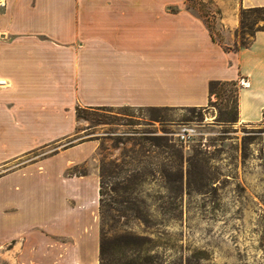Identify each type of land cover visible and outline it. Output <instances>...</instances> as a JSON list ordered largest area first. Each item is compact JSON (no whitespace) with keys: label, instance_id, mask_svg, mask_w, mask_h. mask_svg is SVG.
I'll list each match as a JSON object with an SVG mask.
<instances>
[{"label":"crops","instance_id":"0c3cea01","mask_svg":"<svg viewBox=\"0 0 264 264\" xmlns=\"http://www.w3.org/2000/svg\"><path fill=\"white\" fill-rule=\"evenodd\" d=\"M187 3L4 0L0 264H102L101 139L63 145L79 134L78 109H203L211 82L244 81L239 122L264 120V27L249 47L226 48ZM221 27L233 42L239 10Z\"/></svg>","mask_w":264,"mask_h":264},{"label":"rangeland","instance_id":"374dc122","mask_svg":"<svg viewBox=\"0 0 264 264\" xmlns=\"http://www.w3.org/2000/svg\"><path fill=\"white\" fill-rule=\"evenodd\" d=\"M239 5L187 3L215 40L233 50L250 45L264 27L263 12L244 15ZM234 8L240 27L228 43L221 24ZM241 86L218 88L203 109L82 111L79 134L63 145L101 139L92 165L103 185L102 262L264 264V120L239 122ZM185 124L198 132L190 145L176 138Z\"/></svg>","mask_w":264,"mask_h":264},{"label":"trees","instance_id":"16d2710c","mask_svg":"<svg viewBox=\"0 0 264 264\" xmlns=\"http://www.w3.org/2000/svg\"><path fill=\"white\" fill-rule=\"evenodd\" d=\"M259 12H263V13H264V8L244 9L242 14L245 15V14H249V13H259ZM245 28H246V27L242 25L241 30L244 31ZM210 32H211V31H210ZM211 34H212V37H213L214 41H216L212 32H211ZM254 35H255V34H254ZM247 47H249V45H247V46L244 45V48H247ZM227 84H232V85H234V86L237 85L236 82H211L210 85H209L210 96H218L217 89L220 88V87H223L224 85H227ZM98 110H101V109H98ZM82 111H83V109H78V110H77V114H78V117H79V118L81 117ZM84 111H85V110H84ZM87 111H88V110H87ZM94 111H97V110H94ZM79 169H80V168H76V169H74V170H71V171L69 172V175H79V174H84V173H80V172L78 171ZM102 189H103V185H102ZM102 189H101V196H102V199H103ZM102 199H101V204H102V202H103ZM201 255H205V254L202 253ZM101 262H102V261H101ZM102 264H106V263L102 262ZM146 264H161V263H152V262H148V263H146ZM190 264H192V263H190ZM195 264H201V263H200V262H196Z\"/></svg>","mask_w":264,"mask_h":264},{"label":"built area","instance_id":"2783aa9c","mask_svg":"<svg viewBox=\"0 0 264 264\" xmlns=\"http://www.w3.org/2000/svg\"><path fill=\"white\" fill-rule=\"evenodd\" d=\"M4 6V0H0V7ZM242 86H245V82L243 81ZM197 130L195 127L185 124L180 130L176 133V138L179 143L184 145H190L195 142L197 138Z\"/></svg>","mask_w":264,"mask_h":264}]
</instances>
